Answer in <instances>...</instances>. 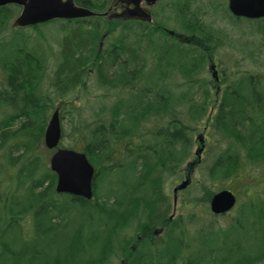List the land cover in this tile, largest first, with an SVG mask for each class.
<instances>
[{
  "label": "trees",
  "instance_id": "16d2710c",
  "mask_svg": "<svg viewBox=\"0 0 264 264\" xmlns=\"http://www.w3.org/2000/svg\"><path fill=\"white\" fill-rule=\"evenodd\" d=\"M108 1L74 0L94 11ZM197 2L168 0L153 22L88 16L24 27L11 23L18 5L0 6V264H264L259 192L223 223L192 229L195 213L169 217L166 184L183 177L182 166H196L198 135L210 182L201 185L205 204L219 189L214 180L238 181L264 168V17H242L255 23L258 42L243 36L234 44L198 17ZM224 2L218 7L240 19ZM54 21L63 22L49 41L42 27ZM226 43L249 50L241 56L247 68L233 70L237 58L225 64L224 84L214 91L206 64ZM54 108L60 121L71 114L75 144L82 142L75 148L94 167L89 199L55 191L56 175L42 153L51 152L43 134ZM203 121L206 144L197 135ZM240 184L245 192L255 185Z\"/></svg>",
  "mask_w": 264,
  "mask_h": 264
},
{
  "label": "rangeland",
  "instance_id": "374dc122",
  "mask_svg": "<svg viewBox=\"0 0 264 264\" xmlns=\"http://www.w3.org/2000/svg\"><path fill=\"white\" fill-rule=\"evenodd\" d=\"M219 1L220 0H198V2L196 4H194V6H193V10L199 6L201 13L199 15V11L196 12L198 17L201 18L205 22L210 21V23L212 24V27L215 29V31L217 33L222 32V36L225 38L226 42L233 41L234 44H235V42L238 43L239 40L240 41L243 40V39H241L243 36H244V39L248 38L249 40H253L255 42H258V38H259L258 36L257 37L251 36V31H253L255 28L254 27L255 23H252L251 20H246L243 18L235 19L234 17L230 16L229 14H225L224 11H222V9L218 7L220 5ZM221 1L224 2L226 0H221ZM224 4H225V2H224ZM62 22L63 21H54L51 24H48V26L46 25V26H44V28L42 27V31L47 36L46 39H48L49 41H52L51 32H52V34L54 33L55 35H57L58 34V32H57L58 25L60 23L62 24ZM11 23H12V21H11ZM30 30L31 29H29L25 32L32 33V31H30ZM237 46H239V45H237ZM253 47L254 46H251L250 48L253 49ZM243 50H245V49H243ZM256 52H258V51H256ZM213 53H214V55L212 56V59H211L212 61L208 62L207 64H209V63L212 64L215 62V65L217 64L216 69L217 68L221 69V71H222V69H224V71L226 72L225 64L229 65L232 61L235 60V58H237V60H235V61L238 62L237 63L238 66L234 65L233 70H237V68H240L241 70L247 68V66H245L246 62L241 60V58H242L241 56H242V54L249 53V50L248 51L238 50L237 47H234V45H232L231 43L230 44L226 43L224 46L222 45L221 47H219L218 50L214 49ZM263 57H264V53L260 56V61H263ZM206 69L208 70V66H206ZM218 69H217V71H218L217 80H212V78H211L212 76L210 77L211 72H209L210 70L208 71L209 79L212 82L214 81L213 82L214 91H216V89L218 87H221V85L224 84L222 82L223 78L221 79L220 72ZM228 69H230V68H228ZM223 74H225V73H223ZM227 74H229L228 71H227ZM230 78H232V77H230ZM93 88L90 85V86H87L86 90L89 92H93L94 91ZM89 92H85V93L88 94ZM83 96H84L83 93H80V96H79L80 105L83 102ZM70 99H71V97H70ZM63 100H66L67 103L68 102L70 103L69 99H63ZM57 103H54L55 107H57L56 106ZM67 103H65V105ZM74 104H75V106L78 105L76 100H75ZM214 105L216 106L215 103L213 105H211L210 113H212L211 109L213 108ZM66 106L68 109H70L71 104H67ZM54 109H56V108H54ZM54 109H51L49 111L48 119L50 118ZM48 119H47V122H48ZM59 123H60V127L62 125V127H64V130H65V135L61 141V145L68 147V148H70V147L79 148L82 142L75 144V140L73 138L74 135H72V131H70L71 126H72L71 114L68 112H65L63 120L60 121V119H59ZM208 130H209V121L208 122L203 121L200 124L199 130H198L199 133L197 132V135L200 133L203 134V137L205 139V144L207 143V140L209 139ZM201 144H202V142H200L199 139L196 138L195 144L193 147V151H195L199 146H201ZM42 153L45 156L46 160H48V157L50 156L51 152L48 150L42 149ZM203 155H204V152L201 153V156H203ZM193 157H196V155L194 154ZM199 162L202 163V161H199ZM200 163H198V165H196V166L190 165L191 169H189V171H188V167L186 165L182 166L183 168L180 170V174H182L183 177H184V174L187 175L188 184L185 188L176 192V200H175V205H174L175 214L182 215L184 218H188V216H186L188 212L195 213V218L197 219V221H196V224L193 225L192 229H195V226H198V225L203 224V223L206 224V223L210 222L209 224H212L213 222H215V223L226 222L232 218L234 213L238 212V211H236L238 208L237 209L234 208L230 211V213H228L224 216H219V217L218 216H212L208 211L205 212L206 210H204V206L207 205L208 202H207V204H205L206 203L205 202L206 190H201V185L203 184L204 181L208 182V180H207L206 174L201 171L202 165ZM183 177L177 176V178H175V179H173V177H172V179H168V182H167L168 184H166V192L170 196L171 199L173 196L174 186L176 184H179L180 180ZM250 178H251V180L255 181L256 184L254 186H251L250 190L248 189L246 191L247 192V194H246L245 191H241L242 188H241L240 183H242L243 181H248V180H250ZM233 179H236V178L234 177V178H228L227 180H214V185H218V186L213 187V190L216 189L217 187H219V188H230L231 190L235 191L238 204L241 201L248 199L249 196H252L251 197L252 200H256L257 196L252 195L251 193L256 194V192H259L262 197L264 196V168L263 167H261V166H256V168L253 167L250 169L249 173L241 174L240 176H238V179H239L238 181L233 180ZM208 183H210V182H208ZM251 198H249L248 200H251Z\"/></svg>",
  "mask_w": 264,
  "mask_h": 264
},
{
  "label": "water",
  "instance_id": "95a60500",
  "mask_svg": "<svg viewBox=\"0 0 264 264\" xmlns=\"http://www.w3.org/2000/svg\"><path fill=\"white\" fill-rule=\"evenodd\" d=\"M126 5L128 16L143 20H151L147 10L141 7V2L152 3L155 0H120ZM14 3L21 6L19 14L14 18L13 24L24 27L40 22H46L56 18H81L96 15V13L84 6L77 5L73 0H0V6ZM228 9L236 16L257 18L264 16V0H228ZM110 8L97 15H108ZM61 137L58 110H54L48 119L44 131V143L49 149H54L49 165L56 174L55 190L67 192L84 198L92 197V179L94 167L88 161L85 153L58 146ZM188 180L178 184L174 191L182 189ZM234 194L223 189L216 192L210 201V208L214 213H223L233 207ZM124 264V263H122Z\"/></svg>",
  "mask_w": 264,
  "mask_h": 264
},
{
  "label": "flooded vegetation",
  "instance_id": "af4514ba",
  "mask_svg": "<svg viewBox=\"0 0 264 264\" xmlns=\"http://www.w3.org/2000/svg\"><path fill=\"white\" fill-rule=\"evenodd\" d=\"M165 2H167V0H155L152 3H148L146 1H143V2H141V7H143L145 10H147L149 12V14L151 15V18H154V16H155V14H156L157 11H160V12L162 11V8H163V5H164ZM109 8L111 10L109 12V14H108V17L109 18H111V17H119V16L126 17L128 15L125 13V11H126V9H130L131 8V5H126L124 2H121L120 0H109L108 3H107V5H106V7L104 8V10H107ZM260 18H262V17H260ZM166 31H167V33L169 35L175 36L176 38L183 35V32L177 31V30L172 29V28H166ZM212 64H214V65H211L209 63L208 70H210L209 72H211V76L213 78L217 79L218 78V71H217L218 68L216 69L217 64L215 65V62L212 63ZM218 70L220 72V77H222V76L225 75V74H223V73H225L224 69H222V71H221V69H218ZM214 95H215V99H218V96H219L218 93L217 92H214ZM214 109H215V105L213 106V108L211 109V111H214ZM251 181H253V180H251ZM253 182H254V184H256L255 181H253ZM249 190H250V188H249ZM173 200H174V198H173ZM174 210L175 209L173 208L172 211H171V213H170V216H169L170 218H173L174 216L179 215V214H175ZM211 215L212 216H218L219 217V216L226 215V213H224V214H214V213H211ZM152 233L158 235V234L161 233V231L159 229H157V228H154L152 230Z\"/></svg>",
  "mask_w": 264,
  "mask_h": 264
}]
</instances>
